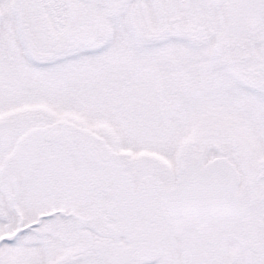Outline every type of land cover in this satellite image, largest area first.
<instances>
[{"label":"snow or ice","instance_id":"6c2138e0","mask_svg":"<svg viewBox=\"0 0 264 264\" xmlns=\"http://www.w3.org/2000/svg\"><path fill=\"white\" fill-rule=\"evenodd\" d=\"M0 264H264V0H0Z\"/></svg>","mask_w":264,"mask_h":264}]
</instances>
